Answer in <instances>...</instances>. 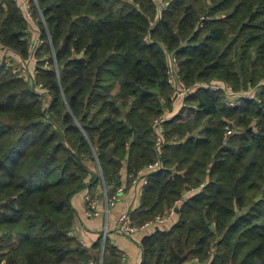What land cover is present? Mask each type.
Masks as SVG:
<instances>
[{
    "label": "trees",
    "instance_id": "1",
    "mask_svg": "<svg viewBox=\"0 0 264 264\" xmlns=\"http://www.w3.org/2000/svg\"><path fill=\"white\" fill-rule=\"evenodd\" d=\"M28 1L45 39L36 81L0 65V264L87 262L73 195L114 192L123 168L157 160L133 221L177 207L179 218L144 237L141 264H264V0ZM30 29L22 2L0 0V48L27 60ZM170 53L189 88L218 80L255 95L234 106L196 89L157 149ZM95 247L94 264L102 248L101 264L120 263L108 240Z\"/></svg>",
    "mask_w": 264,
    "mask_h": 264
},
{
    "label": "crops",
    "instance_id": "2",
    "mask_svg": "<svg viewBox=\"0 0 264 264\" xmlns=\"http://www.w3.org/2000/svg\"><path fill=\"white\" fill-rule=\"evenodd\" d=\"M24 2V0H19ZM31 35L32 38H37L40 34L39 25L36 21L31 23ZM8 51L7 49H5ZM5 50H0V59L5 55ZM17 60L22 59L15 54L13 51H8ZM26 63V62H25ZM29 72L34 75L37 71V63L29 61L26 63ZM172 110L169 112L170 116L177 113L182 106L180 101L173 100L171 102ZM123 180L126 190L121 195L118 203L112 207L108 213H105L103 193V185L99 190L93 194V196H98L101 201L100 209L103 214L99 216H89L87 214V196L90 194L89 188L80 190L78 193L74 194L71 201L76 209V217L73 224V235L79 240L83 248L87 249V262L78 259L75 264H94L98 259L100 249L96 248V243L103 238V242L108 240L113 246H115L120 252V263L119 264H141L143 259V249L141 242L147 235H151L157 230H166L171 228L179 218V211L174 214L172 219H169L162 223H155L146 225V223L139 227L138 232L135 234L134 238L117 231V220L121 214L126 212H133L141 204V199L143 193H140V187L142 183L134 184L130 180V184H127V172L126 168L123 169ZM146 187V186H145ZM145 190V188H144ZM92 195V194H91ZM104 236H106L104 238ZM15 240L18 237L15 236ZM104 245V244H103ZM103 249V248H102ZM103 260V254L100 255V264Z\"/></svg>",
    "mask_w": 264,
    "mask_h": 264
},
{
    "label": "built area",
    "instance_id": "3",
    "mask_svg": "<svg viewBox=\"0 0 264 264\" xmlns=\"http://www.w3.org/2000/svg\"><path fill=\"white\" fill-rule=\"evenodd\" d=\"M157 3V6L159 7V10L162 11L167 8V3L165 0H155ZM37 3V0H35ZM38 4V3H37ZM23 12L26 16V18L32 23L34 20V14L32 10V5L28 0H24L22 3ZM41 13V11H40ZM41 17L43 22H45V18L41 13ZM148 40V37L146 38ZM44 43V39L39 34L37 38H32L30 42V49H29V55L27 60H17L14 56H12L8 51L5 50V48H0V50H5V55L0 59V65L2 63H5L8 66H11L13 68V71L19 76H21L24 80L30 81L35 83L34 75L30 74L28 72V67L26 65L27 62L35 60V53L38 49V47ZM26 62V63H25ZM168 74H167V80L170 86L173 88L172 92V99L175 101H183L186 97L190 96L196 89L208 87L213 90H222L227 96L235 97L230 100L231 105L236 106L237 105V99L241 97L251 96L253 97L255 95V91H245V92H236L233 90V87L225 83L223 81H212L210 83H202V84H195V86L189 88L186 86L185 82L182 80L180 72L181 68L179 65V61L177 59V56L175 53H170L168 55ZM170 117V113H166L164 115H160L155 119V130L157 133V141H156V147L157 149H160L161 144L164 139V122L167 118ZM234 134V130L231 128L227 129V132L225 134V143L227 138L230 135ZM162 168V162L160 160H157L155 162H151L147 164L145 167L141 168L136 174H128L127 177L131 179L132 183L138 184L142 183L140 187V193L142 194L144 192L145 186L148 184V174L152 171H156ZM123 174V170L121 172ZM126 190V186L124 184L119 185L116 187L115 191L110 193L104 183L103 186V193H104V205H105V213L108 216V213L110 211L111 207H114L118 201L121 198V195ZM182 200L181 202H183ZM101 201L98 196H93L89 194L87 196V214L89 216H99L100 214H103V211L100 209ZM175 214V208L171 210L170 213L167 215H159L156 218L150 220L146 223V225L149 224H155V223H162L169 219H172ZM139 226L136 225L132 218L131 212H126L120 215V217L117 220V231L124 233L128 235L129 237L135 236V234L138 232ZM106 236H104L105 238Z\"/></svg>",
    "mask_w": 264,
    "mask_h": 264
},
{
    "label": "rangeland",
    "instance_id": "4",
    "mask_svg": "<svg viewBox=\"0 0 264 264\" xmlns=\"http://www.w3.org/2000/svg\"><path fill=\"white\" fill-rule=\"evenodd\" d=\"M22 3H23V1H22ZM44 39V38H43ZM45 40V39H44ZM33 62H36L37 63V60H36V58H35V60L33 59L32 60ZM28 72H29V69H28ZM30 73V72H29ZM31 74V73H30ZM253 91H255V90H253ZM180 101V100H179ZM184 101V100H183ZM183 101H180L182 104H183ZM124 169V168H123ZM105 183V182H104ZM106 185V184H105ZM110 193H112V192H110ZM182 200H179V201H177V203H176V205H178V206H180L181 205V202ZM112 208V207H111ZM110 208V209H111ZM178 208V207H177ZM176 209V208H175ZM167 215V214H166ZM159 216V215H158ZM157 217V216H156ZM155 217V218H156ZM105 242H103V244H104ZM103 251H104V248L102 249V254H103Z\"/></svg>",
    "mask_w": 264,
    "mask_h": 264
},
{
    "label": "water",
    "instance_id": "5",
    "mask_svg": "<svg viewBox=\"0 0 264 264\" xmlns=\"http://www.w3.org/2000/svg\"><path fill=\"white\" fill-rule=\"evenodd\" d=\"M175 211H177V212H178V211H179V209H178V208H176V209H175Z\"/></svg>",
    "mask_w": 264,
    "mask_h": 264
}]
</instances>
